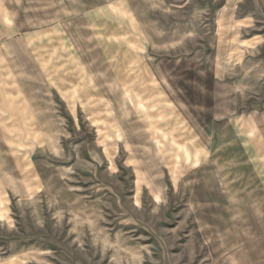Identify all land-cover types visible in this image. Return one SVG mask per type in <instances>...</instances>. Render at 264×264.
<instances>
[{
  "label": "rangeland",
  "instance_id": "374dc122",
  "mask_svg": "<svg viewBox=\"0 0 264 264\" xmlns=\"http://www.w3.org/2000/svg\"><path fill=\"white\" fill-rule=\"evenodd\" d=\"M0 264H264V0H0Z\"/></svg>",
  "mask_w": 264,
  "mask_h": 264
}]
</instances>
